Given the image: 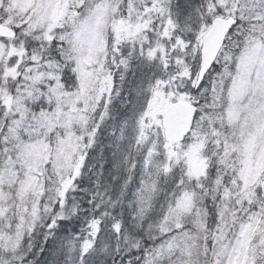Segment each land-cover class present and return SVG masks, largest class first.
<instances>
[{"label": "snow or ice", "instance_id": "snow-or-ice-1", "mask_svg": "<svg viewBox=\"0 0 264 264\" xmlns=\"http://www.w3.org/2000/svg\"><path fill=\"white\" fill-rule=\"evenodd\" d=\"M0 264H264V0H0Z\"/></svg>", "mask_w": 264, "mask_h": 264}]
</instances>
